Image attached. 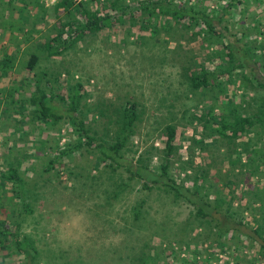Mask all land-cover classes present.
<instances>
[{"label":"rangeland","instance_id":"obj_1","mask_svg":"<svg viewBox=\"0 0 264 264\" xmlns=\"http://www.w3.org/2000/svg\"><path fill=\"white\" fill-rule=\"evenodd\" d=\"M42 1L48 5L47 23L38 24V11L27 18L28 23L33 24V33L28 40L17 37L18 54L12 68L1 77L0 87L16 86L24 95L33 88L32 78L36 75H40L44 83L45 77L53 79L59 74L60 79L68 77L69 82L80 81L87 92L83 99L86 104L92 107L98 103L110 115L121 104L134 102L139 117L123 150L128 157L140 155L152 165L163 159L165 123L175 124L173 150L169 156L171 173L177 178L186 176V181L190 182L182 165L188 175L197 168L207 167L205 188L210 196H214L216 190L225 196H234L238 200H233L232 204L236 206L235 214L240 216L245 200L252 197L251 191L264 188L260 186L264 181V166L259 165V181H255L248 173L250 164L244 162L248 155L244 153V142L254 138L253 131L240 134L233 140L240 144L235 145L225 137L204 132L200 119L192 115L208 108L216 114L221 101H229L213 100L209 92L202 94L189 86L186 66L201 60L207 50L200 35L192 38L195 30H185L172 17H169V26L165 25L163 14L158 16L154 31L150 28L152 21L142 29L125 16L85 36L61 54L44 56L42 53L34 67L27 69L24 66L27 52L38 48V42H43L41 33L47 32L48 25L55 20L50 9L53 0ZM224 1L204 0L203 4L209 10ZM139 15V10L135 9L136 22L140 20ZM9 17L15 21L19 14L12 10ZM255 20L264 21L263 1L242 0L229 7L220 24H226L238 35L241 31L248 32V25ZM0 35V44L7 50L12 49L13 42L7 46L11 35L8 32ZM213 62L204 60L208 67L213 66ZM239 72L233 71L229 78L220 77L218 89L223 88L234 97L230 101L236 105L237 112L250 113L256 104L250 98L258 87L252 79L255 85L243 91ZM59 89L63 90V84ZM20 114L0 100V172L6 169L9 159L20 160L19 174L30 210L18 216L19 233L32 239L37 251L30 264H141L134 258L141 252L143 256L154 257L153 261L149 260L153 264H178L181 257L185 258L181 264H264V250L260 249L258 241L246 237L244 242L228 238L227 249L223 251L221 248L226 246L210 241L214 230L209 223L188 216L187 208L159 187L144 189L138 180L132 179L123 190L113 193L116 181H125V173L121 168L111 170L103 162L93 167L96 152L86 151L84 147L79 149L80 153L68 154L40 177V164L50 153L38 144V138H47L52 143L56 140V126L30 122L26 114ZM85 114L92 124L91 130L111 134L113 126H104L106 115H96L92 110H85ZM62 126L58 142L73 138L70 124L62 123ZM263 127L259 128L262 143ZM233 146L240 152L229 151ZM235 154H239L240 162L231 170L232 165L226 159ZM65 167L73 173H68ZM228 176L233 177L230 185L223 184ZM1 180L0 213L4 210L3 216H8L15 212V203L10 184ZM242 214L246 215L247 210ZM258 215L255 213L256 220ZM248 220L250 226L255 224L249 215ZM204 234L208 240L203 238ZM0 264L28 262L21 255L11 254L0 257Z\"/></svg>","mask_w":264,"mask_h":264},{"label":"trees","instance_id":"obj_2","mask_svg":"<svg viewBox=\"0 0 264 264\" xmlns=\"http://www.w3.org/2000/svg\"><path fill=\"white\" fill-rule=\"evenodd\" d=\"M203 1L53 0L50 9L57 24L54 20L51 25H48L47 32L41 33L43 42H38V48L27 52L24 66L31 69L42 53H45L44 56L61 54L85 36L109 27L115 22L121 21L125 16L130 23L136 24L142 29H146L149 22L152 21L153 26L150 28L153 31L156 29L158 16L161 14L165 16L164 23L167 26H169V17H172L181 23L185 30H195L192 38L196 34L200 35L201 42L207 49L201 60L192 61L186 66L188 68L186 78L189 86L198 89L202 94L209 92L210 98L213 100H229L221 101L216 114L208 108L204 112L202 110L193 112V117L200 119L204 132H213L230 141L236 139L240 134L253 131L254 138L251 140L247 137L248 139L244 142V153L248 154L244 162L245 165L250 164L248 173L254 176L255 181H259V177H257L260 171L259 165L264 166V143L259 139V128L264 126V70L261 69L262 66L264 67V21L250 22L248 32L241 31L237 35V32L230 30L226 24H220V21L230 6L242 0H225L217 8L209 10ZM252 1L258 3L263 1L264 4V0ZM34 7L35 11H33ZM135 9L139 10L141 14L138 22L133 19L135 18L133 17ZM12 10L19 14V17L15 19L16 22L9 17ZM37 11L38 24L46 25L45 16L48 5L44 4L42 0H0V34L8 32L11 37H8L7 46L11 42L14 44L10 50H7L3 46L4 44H0V79L12 68L13 61L18 54L17 37H23L24 40L31 37L34 27L33 24L28 23L27 18ZM204 60L214 61L213 66H206ZM235 70L240 71L243 91L248 89L245 88L247 86L251 88L256 84L258 87L256 94L250 98V100L256 101L255 109L250 113L237 112L236 105L230 101L234 100V97L229 95L225 89H218L219 78L222 76L229 78L233 76ZM32 79L33 88L24 95L19 93L16 86L0 87V100L4 105L7 104L11 108H15L18 113L26 114L30 122L56 126L54 128L57 133L55 141L49 143L47 138H38V144L50 153L40 164L41 168L38 171L40 177L50 168L56 167V164L62 162L68 154L80 153L79 149L84 147L86 151L96 152L97 159L93 162V167L96 168L99 162H103L111 170L121 168L120 171L125 173V181L117 180L113 193L123 190L127 181L132 179L138 180L140 187L144 189L159 187L169 193L175 202L183 204L187 208L188 216L204 219L209 223L210 228L214 230L210 241L213 244L226 246L224 249L221 248L223 251L227 249L228 245L225 244V241L228 238H235L241 242H244L246 238L250 241H258L260 249L264 250V188L262 191L256 188L251 191L252 197L245 200L244 206L239 211L241 215L237 216L235 214L236 206L232 204L233 200H238L237 198L234 199L232 195L225 196L217 190V193L211 197L210 192L206 190L207 167L197 168L188 175L185 166L182 165L181 169L184 175L190 178V182L186 181V176L177 178L171 173L169 156L173 150L175 124L165 123L163 127L165 132L163 159L152 165L145 162L140 155L135 158L128 157L123 150L133 132L134 123L139 117V110L134 102L121 104L118 108H114L111 112L113 115H110L98 103H94L92 107L86 104L83 99L87 92L78 80L69 82L67 81L68 77L60 79L59 74L54 75L53 79L45 77L44 83L40 81V75H36ZM252 79L255 80V84L251 82ZM62 84L63 90L61 91L59 88L62 87ZM225 97L228 99H224ZM85 110H92L100 116L106 115L104 126H113L111 134L108 135V131L99 134L96 129L91 130L92 124L85 114ZM62 123L70 124L73 129V138L58 142L62 134L60 133V129L63 127ZM233 143L240 144L239 141H233ZM229 151H236L235 146ZM236 152L238 153L240 150ZM239 157V154H235L231 159H226L227 163L232 165L231 170L235 163L240 162ZM20 165V160L9 159L6 169L0 172V178L7 180L10 184V193L15 203L14 213H10L8 216H3L4 210L0 213V257L3 259L11 254L21 255L30 264L37 251L32 239L27 238L24 233L22 235L19 233L20 220L18 216L30 210L25 199L23 179L19 174ZM64 169L68 173H73L70 168L65 167ZM232 178L226 177L223 184L230 185ZM260 186H264L263 180ZM244 210H247L246 215L242 214ZM136 212L134 211L135 214ZM255 213H259L257 220ZM248 215L255 220L253 226L248 223L250 221ZM205 234L203 238L208 240ZM191 247L195 250L194 245ZM134 258L141 264H153L151 261L154 260V257L149 255L143 256L142 252L137 253ZM150 259L151 261H149ZM184 259L181 257L178 264H181Z\"/></svg>","mask_w":264,"mask_h":264}]
</instances>
